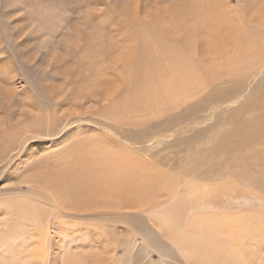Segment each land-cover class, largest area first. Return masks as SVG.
<instances>
[{"label": "rangeland", "instance_id": "1", "mask_svg": "<svg viewBox=\"0 0 264 264\" xmlns=\"http://www.w3.org/2000/svg\"><path fill=\"white\" fill-rule=\"evenodd\" d=\"M227 24L234 27L231 32L238 33V40L244 45L239 48H245L250 55L256 53L253 49L264 52V0H70L67 5L54 0H0V203L5 201L4 205L0 204V264L10 257L14 263L23 264L26 254L22 250L27 247V251H33L35 246L39 247V241H44V248L39 247L43 264H264V193L251 189L246 179L228 178L227 163L219 157L210 158L214 166L210 177L194 176L193 166L197 170L204 167L198 163L195 150L201 146L207 153H212L208 140L212 131L203 132L188 145L170 146L176 139L207 128L213 122L181 135L168 134L162 144L156 142L159 139L146 143H154V147L137 144L136 149L122 133L115 134L112 129L107 133L95 127L101 131L98 133L93 126L90 131H81L78 127H83L82 124H74L70 131L60 128L55 136L38 137L31 142L22 138L29 135L27 125L43 122L42 117L50 111L44 101L45 91H50L46 83L62 84L53 68L45 65L50 54L61 60L62 68L58 72H62L64 66L79 68L76 59L80 54L85 60L95 58V55L97 58L99 52L105 55L111 52L109 57L130 53L145 64L147 56L156 60L155 55L149 53L151 49L143 46L148 38L165 51L172 47L176 49V40L184 41V45L188 43L185 46L190 58H194L197 48L211 49V46L206 48V44L212 42L213 48L225 49L232 36L215 37L212 32L228 30ZM205 27L210 29V35L203 33ZM76 31L81 38L78 47ZM250 39L254 45L249 43ZM68 45L70 53L66 55L62 49ZM230 49L228 47V51ZM72 57L75 60L72 61ZM8 65L13 68L12 73ZM7 71L14 74L12 81ZM24 89L30 91L28 97H31L29 103L32 106H28ZM92 105L96 107L93 103L87 106ZM36 106L41 107L44 114ZM20 112L24 115L30 112L32 116L38 114L36 118L41 119L28 121ZM140 128L134 126L135 131H141ZM139 148L143 151L138 152ZM152 156L157 161L151 159ZM76 158L82 163L84 158L87 163L98 161L97 168L105 172L116 165L117 169L112 171L121 174L119 179L125 181L124 186L121 189L120 184L109 187L110 182L102 178L89 189L82 181L83 190L79 196L64 203L67 209L62 211L63 214L56 215L57 210L55 216L53 214L55 218L51 217V206L34 194L38 191L42 197L53 195L52 190L47 191L50 186L36 188L24 182L34 174L43 176L47 171L52 179L53 175L62 178L60 181L56 178L58 186L55 181L53 184L52 180L47 181L48 185L58 189L60 198L66 193L71 195L72 188L64 186L66 179L67 183L73 179L68 173L75 167L72 161ZM40 161L45 162L43 168L37 167ZM138 161H142V166ZM216 161L219 164H215ZM31 165L38 170L20 174L19 170ZM58 172L64 178L59 177ZM175 197L179 200V206H175L180 214L172 215ZM29 199L40 205L43 212L49 211H41L43 215L39 210L38 214L30 211L31 219H34L30 224L21 221L20 213L11 212V217L3 212L12 208V202L21 205L20 202ZM125 217L131 218L130 224L125 222ZM19 233L23 237H19ZM204 244L211 245L214 253H208L209 248ZM6 250L10 251L7 255ZM2 256L5 257L2 259Z\"/></svg>", "mask_w": 264, "mask_h": 264}, {"label": "bare ground", "instance_id": "2", "mask_svg": "<svg viewBox=\"0 0 264 264\" xmlns=\"http://www.w3.org/2000/svg\"><path fill=\"white\" fill-rule=\"evenodd\" d=\"M54 1L62 5H67V3L70 2V0ZM78 2L80 3V1ZM78 2L77 5H79ZM197 13H199L198 10ZM89 17L86 16V19ZM215 22L217 21L215 20L214 23ZM218 24L221 23H217V25ZM206 28L207 27L203 28V33L208 32V35H210V29L207 30ZM219 28L225 29V27ZM227 28L229 30V33L228 30H218L216 33L212 32L216 34L215 37L221 34H229L230 36H232L230 37L231 40L229 41V44L225 46V49L224 47L213 48L212 46L214 42H212L211 44H206V48L211 46V49L202 51L201 49L197 48L194 58H190L189 51H187L188 48H186L187 46H185L186 44L188 45V43H186L187 40H185V45L184 41H175L174 47H176V49H181H178L176 51V49L172 47L170 51H165L163 48H158L154 40H150L148 38H146L143 46L144 48L148 47L149 49H151L152 52H148L154 54L156 60L152 61L153 59L151 58L152 60H150L147 56L145 64H143L141 58L135 59L133 58L135 55H132L130 53H127L125 55L120 54L117 56H114L112 54L113 57H109V55H111V52L109 53L107 50L109 55H105L103 54V52H99L100 54L97 55V58L95 55V58L91 56L92 59L85 58V60H83V57L80 54L79 59H76V61L80 65L79 68L64 66L63 71L58 72L59 69L62 68L60 66L61 60H58L55 55L52 56L50 54L49 56H47L48 59L45 65L51 66L53 68L56 76H58L59 79L62 80V84L57 85L55 83H46L48 84L47 87H50V91H45L46 96L44 101L49 106L48 110L50 111L48 113L46 112L47 115L45 114L42 117L43 122L41 120L37 121L39 118H36L38 114L34 115V117L30 112V114L24 112L27 115H24L22 114V112H20L28 121L35 120V118V121H37L36 126H26L27 128H30V131L28 132L29 135L27 138H24V136L22 138L25 141H30L35 140L38 137H52L59 133L60 128L63 129V131H68L69 128L73 129L72 126L74 124H82L81 126L83 127H78V129H80L81 131H90V128L93 126L94 130H96L95 127H97L98 130H103L107 133L112 130L116 132L115 134L122 133L124 138H126V141L128 143H131V146L136 149L137 144H146L154 139H159V141L156 140V142H161L160 144H162V140H164V138L168 134L177 133L178 135H181L182 133H184V131L191 132L197 127H203L207 123L210 125L213 122L207 128H203L202 130L199 129L196 132H192L188 136L176 139L170 146L177 147L181 144L188 145L189 142L194 141V139L203 132L212 131L208 134V140L210 141L212 146V153H207L206 150L201 149V146L197 150H195V155L198 156V163H200L204 167L200 170H197L196 166H193L192 170L195 172L194 176L198 177L200 175L206 178L210 177L213 173L212 169L214 167L213 164L210 163V158L219 157L220 160H222L224 163H227L228 173L226 174V176L228 178L234 179L236 181H239L240 179H246L251 189L258 190V192L264 193V52L261 53L253 49L254 51H256V53L250 55V52L248 50H245V48H239L244 47V45L240 44L238 40V33L231 32L234 27H232L230 24H227ZM132 33L134 36L135 33ZM75 37V40L79 42L76 45L78 47L80 46L79 40H81V38L79 37V33H77V31ZM205 38H207V36ZM249 43L253 44L252 39L249 40ZM76 46L74 49L78 50ZM69 47V45L64 46V48L62 49V51H64L66 55L70 53ZM228 47L231 48L229 51ZM98 49L99 48H97V50ZM47 50L49 52H53L52 49ZM106 58L107 61L104 62ZM205 58L206 60H204ZM73 60H75V58L73 59L72 57V61ZM200 64L201 66H199ZM8 66L11 68V65ZM80 67L82 68L80 69ZM12 69L13 68H11V71L9 72L12 73ZM4 71L6 72V70ZM9 72L7 71L6 74L10 76L9 78L12 81V77L15 78V76H13L14 74H11ZM202 72L204 75L202 74ZM202 76H204L205 79H203ZM24 91H27L25 92L27 94V97H25V99H28V102H26L29 104L28 106H30L31 102L29 103V99H31V97H28L29 95H31L30 91L25 89ZM25 99H23V101ZM91 103L95 104L96 107L93 105V107L87 106ZM36 107L38 109H41V107ZM64 107H66L67 109L64 110ZM92 110L94 111L92 112ZM41 112H43L42 109ZM39 119H41V117ZM133 125L135 127H141V131H135ZM10 128L12 127L10 126ZM22 129L23 128H21L20 130ZM97 132L99 133L101 131ZM31 135H33L34 137H31ZM152 145L153 147L155 146L154 143L148 145L146 144L147 147H151ZM158 145L156 143V146ZM137 151L139 152L143 150L140 149ZM80 152L84 153V151ZM150 156L147 155L146 157ZM89 157L92 158L91 156ZM151 159L157 161L156 157L152 156ZM92 160L94 159L92 158ZM72 162V166L75 167H72V170L70 169V171L72 172L68 173V175H70L69 177L73 176V179L71 180V182L69 180V183H67L68 181L65 176L66 184L64 183L65 186L63 185L64 187L67 186L66 188H68V185L70 186V188H72L73 194L71 195H68L67 193L65 194L63 192L62 195H65L63 197L61 196L60 198L59 195L61 194H57L58 189L56 187L48 185L47 181L48 179L52 180L50 181L52 184L55 181L57 183L55 184L58 186V182L62 178L58 179V176L55 177L53 175L52 179V175L47 171L46 173L44 172L45 174L43 176H40V174L39 176L34 174L30 178H28V181L24 182L28 186L33 185L36 188H48L50 186L47 191L52 190L53 195H51V192H49L50 195H48L47 197H42L41 193H39L38 191H35L34 194L37 198L51 206V213L49 212L50 214H52L51 217L55 216L54 213L57 212V210L59 213L57 212L56 215L60 214L64 209H67L64 207L65 202H70V199H75L77 196H79V193L83 190L82 181H84L85 184L88 185L87 187L89 189H92L91 187L96 184V182L101 181L102 178L107 182H110L108 183L109 187L120 184L118 187L119 189H121V187L124 186L123 184L125 183V181L119 179L121 177V174L119 175L117 171H112L114 169H117L116 165H114L112 169L109 168V170L105 172L104 170H102V168H97L99 166L98 161L87 163L84 158V162L82 163L77 161L76 158L75 161L73 159ZM44 163V161H40L37 164V167L40 168L42 167V165L44 166ZM137 163H141V166L143 164L142 161H138ZM216 163L219 164V162L217 161L215 162V164ZM92 164L94 166H92ZM99 164L101 166H105L100 162ZM35 165L23 167V169L19 170L20 174L22 175L25 171L29 170V172H35L36 170H38ZM63 165H65L64 162ZM137 166H139V164H137ZM120 168L122 169V167H119V169ZM64 169L65 168H63V170ZM146 171L151 172L149 169H147ZM61 173L63 174L64 172L61 171ZM143 173L145 174V172ZM57 174H59V177L62 176L59 172ZM17 175L19 176V173ZM95 176H98L99 179L94 180L93 177ZM62 177L64 178V176ZM56 178L59 180L58 182ZM80 181L81 183H79ZM87 181L92 183H87ZM31 193L33 194V191H31ZM189 194H191L190 191ZM188 197L189 196H187V198ZM178 202V198L175 197V201L173 202V204L171 203L173 205H171L172 208L171 206L169 207L171 208V211L174 212L172 213V215L179 213L176 208L177 205L179 206ZM0 204L4 205L5 201ZM20 204L21 205H17L16 203L12 202V208L8 207V210H5L3 212H5V215H10L11 212L16 214L20 213V216L22 218L21 221L30 224L31 220H34L31 219L30 211H35L37 214L38 210L39 213L42 211L40 205L31 203L30 199L28 202H20ZM193 204L195 203L193 202ZM25 206H28V209H25ZM180 206L182 207V205ZM163 210L161 212H163ZM46 211L42 212L45 213ZM43 213L41 215H43ZM170 213L171 212H169V214ZM41 215L38 218H41ZM68 216L69 215H67V217ZM172 218L174 217L172 216ZM124 220L129 224L132 221L130 217L129 219L125 217ZM203 226L204 225H201V227ZM204 227H206V225ZM19 237H23V234L19 233ZM16 240L18 241V239ZM39 242L40 245L38 246H43L44 241ZM204 246H207L209 248L208 253L209 251H211L210 254L214 253V248L211 245L204 244ZM39 247L36 248L35 246L33 248V251L31 250V252L27 251V247L26 249L22 250L26 254L23 264H43V262L41 261V259L43 258H41ZM42 248H44V246ZM202 248L203 247H201V249ZM4 252H6L7 255L10 251L6 250ZM4 257L5 256H2V259ZM3 260L7 261H4L5 263L3 264H17L16 262L14 263L11 257Z\"/></svg>", "mask_w": 264, "mask_h": 264}]
</instances>
